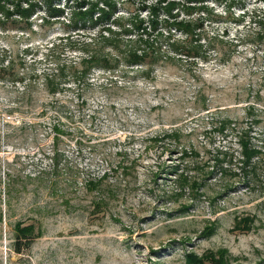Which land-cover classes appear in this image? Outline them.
I'll return each instance as SVG.
<instances>
[{
  "label": "rangeland",
  "instance_id": "rangeland-1",
  "mask_svg": "<svg viewBox=\"0 0 264 264\" xmlns=\"http://www.w3.org/2000/svg\"><path fill=\"white\" fill-rule=\"evenodd\" d=\"M142 1L154 0H118L117 15L142 13ZM206 4L212 12L201 41L217 35L234 46L212 42L205 59L182 55L151 71L122 60L114 70L93 67L86 83L61 79L53 96L44 75L64 64L79 69L78 43L97 29L42 28L40 15L32 31L0 23V60L13 62L0 77V264H188L187 253L218 248L229 251L231 264H264V40L255 34L264 28V1ZM227 119L230 128L220 131ZM246 126L260 152L244 172L238 134ZM218 152L232 156L223 161L226 174ZM53 156L57 191L44 181ZM174 167L199 179L197 192L179 189ZM103 173L98 189L85 188ZM101 196L104 211L94 213ZM246 216L251 228L235 229L234 219ZM18 220L41 225L28 245L20 238V252L13 247ZM211 223L214 233L201 236Z\"/></svg>",
  "mask_w": 264,
  "mask_h": 264
},
{
  "label": "trees",
  "instance_id": "trees-1",
  "mask_svg": "<svg viewBox=\"0 0 264 264\" xmlns=\"http://www.w3.org/2000/svg\"><path fill=\"white\" fill-rule=\"evenodd\" d=\"M117 2L118 0H0V23L5 24L11 19L15 25L22 24L21 29L32 31V22L40 15L37 21L42 28H48L55 22H60L67 30L80 27L97 29L96 34H92L78 43V48L81 51L78 61L79 69H70V67H74L73 63L64 64L58 67L57 72L44 75L43 87L52 96L57 94L60 90L59 86L65 83V81L61 82V79L71 78L74 83H77L76 85L86 83L93 67L114 70L122 60L127 67L145 65L148 71H151L159 61L171 58L180 60L182 55L190 60L205 59L210 51L209 45L211 44L209 43L212 42H231L228 44L234 46L232 41L217 35L209 36L206 42L205 40L201 41L205 37V21L209 19L212 12V9L207 6L206 0H154L148 4L142 1L140 9L143 12L131 10L127 17L117 15ZM67 4L73 6H68V10ZM244 17L243 13L236 21H242ZM177 33L183 38L176 37ZM255 34L259 41L264 40V28L258 27ZM12 66V61L6 60L5 62V59L2 58L0 60V77ZM21 79L17 80L21 81ZM56 79L59 81L57 82ZM256 122L254 120V123ZM231 124L232 122L228 119L221 121L219 130L230 128ZM53 129L57 132L56 135L62 132L59 123H54ZM250 129V126L241 127L238 134L241 153L239 162H241V169L244 172L249 165H252L253 157L260 152V149L250 142ZM170 136L176 139L179 135L172 132ZM189 152L193 153L192 150ZM227 153H222V158L217 157L220 155L219 152L215 156L217 157L215 161L220 165L221 174H226L231 168L223 164L226 157L229 161L232 159V156ZM182 154H187L186 149L182 151ZM58 165V158L53 156L47 171L49 175L47 174V178L44 180L50 191H57L60 177L57 172ZM178 171V168L174 167L173 172L178 173ZM212 172L213 170L208 171L210 174ZM104 176L103 173L99 178H90L86 181L85 188L89 191L98 189L102 179L105 178ZM176 176L180 190L188 187L191 192L198 191L201 185L198 183L199 179L182 172ZM107 189L104 192H109L106 199L111 197L114 191L111 185L107 186ZM60 196L64 203L69 205L71 199L68 198V194L62 193ZM103 203H105L103 196L92 201L93 212L104 211ZM252 223L253 219L249 216L235 218L233 227L237 230L247 231L251 228ZM40 227L41 225H37L34 220L28 223L18 220L13 223L14 250L21 251L20 238L26 239V245H28L35 235L40 234ZM215 228V223H211L206 225L200 234L204 237L210 236L214 233ZM186 262L188 264H231V259L226 248H218L207 250L201 255L189 252L186 254Z\"/></svg>",
  "mask_w": 264,
  "mask_h": 264
}]
</instances>
